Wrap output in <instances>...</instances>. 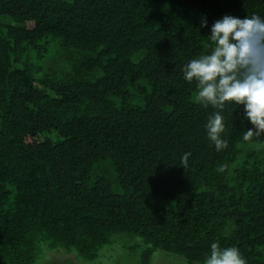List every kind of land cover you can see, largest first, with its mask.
<instances>
[{"label":"trees","instance_id":"1","mask_svg":"<svg viewBox=\"0 0 264 264\" xmlns=\"http://www.w3.org/2000/svg\"><path fill=\"white\" fill-rule=\"evenodd\" d=\"M225 14L264 0H0V264L120 241L133 264L213 241L264 264V134L226 102L217 150L181 75Z\"/></svg>","mask_w":264,"mask_h":264},{"label":"clouds","instance_id":"2","mask_svg":"<svg viewBox=\"0 0 264 264\" xmlns=\"http://www.w3.org/2000/svg\"><path fill=\"white\" fill-rule=\"evenodd\" d=\"M206 21H201V27ZM205 51L181 67L182 79L194 84L195 99L214 111L204 124L205 134L219 150L226 144L221 114L226 102L242 105L243 116L252 127L242 139L264 134V17L222 15L212 22L206 35ZM187 155V154H185ZM202 264H245L234 246H208Z\"/></svg>","mask_w":264,"mask_h":264},{"label":"rangeland","instance_id":"3","mask_svg":"<svg viewBox=\"0 0 264 264\" xmlns=\"http://www.w3.org/2000/svg\"><path fill=\"white\" fill-rule=\"evenodd\" d=\"M132 241V240H131ZM120 243V244H118ZM111 247H108L101 251L99 257L93 262L77 261L74 260L72 256L64 255L62 253H52L47 254L45 259L47 264L54 262L56 264H63V262H68L69 264H133L136 261L137 255H130L129 252L125 253L123 247L129 246V243L121 244V241ZM123 246V247H122ZM149 264H188L186 261L162 254L159 252H154L150 258Z\"/></svg>","mask_w":264,"mask_h":264}]
</instances>
